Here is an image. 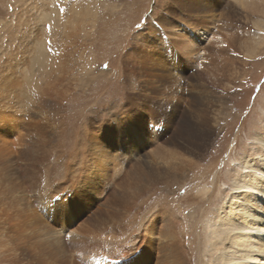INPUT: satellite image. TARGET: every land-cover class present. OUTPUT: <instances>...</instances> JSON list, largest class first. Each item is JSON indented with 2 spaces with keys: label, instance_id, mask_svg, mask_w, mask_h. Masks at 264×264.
Returning a JSON list of instances; mask_svg holds the SVG:
<instances>
[{
  "label": "rangeland",
  "instance_id": "rangeland-1",
  "mask_svg": "<svg viewBox=\"0 0 264 264\" xmlns=\"http://www.w3.org/2000/svg\"><path fill=\"white\" fill-rule=\"evenodd\" d=\"M188 1L0 0V264H155L168 207L193 262H210L207 219L264 122V26L243 1L192 0L216 6L211 16ZM189 22L213 33L194 54ZM181 32L185 50L171 37ZM233 32L237 53L221 51ZM225 93L231 118L210 139L193 130L192 157L177 125L204 116L196 99ZM174 155L193 165L179 191L136 177L147 158L168 168Z\"/></svg>",
  "mask_w": 264,
  "mask_h": 264
},
{
  "label": "bare ground",
  "instance_id": "bare-ground-1",
  "mask_svg": "<svg viewBox=\"0 0 264 264\" xmlns=\"http://www.w3.org/2000/svg\"><path fill=\"white\" fill-rule=\"evenodd\" d=\"M240 1L241 2L243 1L242 3H245L247 6H251V10L253 9L251 13L252 15L255 14L254 19L256 20L253 23L255 24V26L257 27L260 26V28H263L264 22L262 23L261 21L258 20L259 18L262 19L261 17H263L262 15L264 14V0H255V3L254 0H239V2ZM258 2L261 3L258 4ZM183 8L188 10H198V11L208 12L207 13L208 15L212 14L214 9H217V7L214 5L210 7L207 6L202 7L196 5L192 0L185 2ZM204 15L205 13H202V15H198V16L204 17ZM189 25L192 28V29L190 28V30L192 31L191 35L193 38L197 37L196 38L197 41L193 39L189 41L188 39V43H187L188 48L184 45V42L181 41L183 40L181 36L185 35L186 34L185 32H189L190 31L189 28H182L185 32H181L178 35L171 34V37L178 38L177 44L179 45L180 49L183 48L185 50V48H187L186 51H184L185 54L193 53L196 48H199L198 47V45H200L199 41L202 40L203 37H207L209 36V34L212 36L213 34L210 33L212 28L211 29L209 28L208 30L207 26L205 25L195 24L197 28L192 27L191 26L192 23H190ZM223 27H228V26H225V24H223L222 28ZM253 33L254 36L255 34H257V36H260V32L258 31H254ZM215 34L216 33H214V35ZM228 36L229 37H227L225 40L226 43L223 44V45L226 44L225 47L222 48L221 50L220 49L221 46H220L219 49L221 51L224 50L227 53L229 52L230 54H233L234 52H236V50L238 51L239 46H241L240 45L241 37H239L240 35H238V33H234V32L230 33ZM216 38H220V41H224L221 35L219 37L217 36ZM244 42H246V40ZM262 42L263 41L259 43ZM210 44L211 43H209V45ZM255 45H253V43L243 45L246 46L245 54L247 53L249 56L255 58L260 53L261 50L260 47L259 49L257 48L256 50L257 45L256 47ZM188 57L190 56L188 55ZM229 60L231 59H228L227 63L228 62L232 63V60L231 61ZM198 64L200 65V62ZM219 64H223V63H219ZM160 67H164V65L160 64ZM205 69L208 70V68ZM226 93H228V90L226 91ZM226 93L225 95H223L224 97H222V100L215 103L213 102L211 103L209 101L206 103L204 101H199L200 99H196L195 105H198L200 109L203 107V109L205 110L204 116L198 115V113L192 110L191 117H190V112L189 114H187L188 118L190 117L189 118L190 123L186 121L187 123H180L179 125H177L178 130H180L181 132H186L188 134L187 139L189 140L190 143H192V146L186 152L190 154L192 157L193 156L198 157V155L200 154L197 153L198 151H195L194 149L195 146L193 145V143L197 145L193 132L194 131L198 132L200 130L199 125L204 127V129L206 130L205 134L207 135V139H210L213 136L214 131L218 130V128L221 126V123L225 121V118L227 119L231 118L227 106V100L225 98ZM260 124L262 126L259 127V124L256 126V128L259 129H257L254 135L249 134L250 135L249 137H251L250 139L252 140L253 143L252 150L250 151L244 150L245 152L241 153V155L236 158L237 163H236V168L234 169L235 172L231 175V177H229V182L227 183V190L230 191L229 198L226 201L224 200L223 204L219 208H217L214 211H211L210 217L207 219L206 222L207 232H208V239L210 240L208 255L211 258L210 262L207 264H264V122L261 121ZM79 143L80 142H78V145H80ZM180 143L182 142L180 141ZM161 158L164 159L163 157ZM155 159L147 158L149 162V164L147 165V170L140 169L141 170L139 172L140 175L136 177L145 179L146 182L152 187L154 186L157 187L158 185L163 186L166 184L167 185L166 190L168 189V187H171L172 192H176L177 190L179 191L180 188L184 187L185 184L182 185L180 184L178 188L173 191L174 185L177 186V183L181 182L180 179H182L183 174L192 171L193 165L191 162L189 163L190 159L188 161L182 159L179 156L177 157L174 155L173 161L171 162L168 168H164L162 167V165L160 166L159 165L160 162L158 165H156L157 161L153 162V160L155 161ZM210 168L211 167L209 168L207 167L206 170L207 169L209 170ZM216 182H217L216 178L213 179L212 189L208 190L207 192L208 199H211L213 188L214 190H216ZM156 190H158V188ZM141 192H144V190L142 189ZM224 192H225L224 189L219 191V193H224ZM174 196H176L177 201L183 200V197L179 196L177 193H175ZM176 206L178 208L181 207V205H176ZM158 217L159 220H157V222L159 224V228H158L159 235L163 238H167V240L157 245L156 252L158 254V259L155 262V264H195L193 262L194 260L192 256L190 255L191 251L190 252L188 251L186 242L184 240L185 234L182 233V229H184L183 226L185 225L182 222V218H180L181 216H179L177 212H174V210L171 211L170 208L168 207L167 214ZM187 234H189V231H187ZM145 261L146 259L144 260V262Z\"/></svg>",
  "mask_w": 264,
  "mask_h": 264
}]
</instances>
